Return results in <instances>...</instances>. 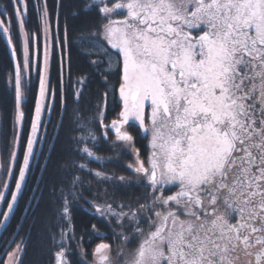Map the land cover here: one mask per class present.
I'll list each match as a JSON object with an SVG mask.
<instances>
[{
    "label": "snow or ice",
    "instance_id": "1",
    "mask_svg": "<svg viewBox=\"0 0 264 264\" xmlns=\"http://www.w3.org/2000/svg\"><path fill=\"white\" fill-rule=\"evenodd\" d=\"M10 4L11 12L7 5L0 9V39L11 63L5 92L13 101L0 227L7 226L20 200L21 219L32 216V223L6 258L0 257L3 264H24L32 228L43 219L34 213L45 200L49 264H264V0H82L73 15L95 10L98 21L79 37L91 71L75 78L67 20L63 37L53 34L47 0H34L39 28L29 33L27 0ZM93 77L104 88L97 90L95 111L85 116L81 103ZM110 96L120 110L105 123ZM133 126L136 135L128 130ZM61 130L70 133L63 163L52 156ZM101 139L118 159L131 157L125 168L134 180L88 167L111 159L94 150ZM138 139L147 141L146 155L136 147ZM72 169L146 193L125 201L105 192L89 200L80 190L82 177L67 178ZM81 199L119 241L114 250L104 242L108 233L92 224L89 240L97 236L101 242L91 260L73 221ZM36 239L45 242L42 235Z\"/></svg>",
    "mask_w": 264,
    "mask_h": 264
},
{
    "label": "trees",
    "instance_id": "2",
    "mask_svg": "<svg viewBox=\"0 0 264 264\" xmlns=\"http://www.w3.org/2000/svg\"><path fill=\"white\" fill-rule=\"evenodd\" d=\"M34 0H27L28 3V17L26 30L29 33L37 32L39 25L37 23L36 14L33 8ZM57 3L61 6L57 9ZM82 0H47V4L49 6V10L51 13V27L53 34L57 32L61 37H63V29L65 26V22L67 20V26L69 31V40L72 44V60H73V69H72V77L75 78L77 76H84L89 74L90 63L89 58L85 55L84 52L80 49V35L87 34V32L95 25L98 21V17L96 15L95 10L89 13H80L78 15H73V12L77 10V8L81 5ZM5 5L8 6L9 12H11V4L10 0H0V9H2ZM57 12L59 15L58 23H57ZM5 23H9L7 19H5ZM11 28L13 32V39H16V19L13 15L11 18ZM41 38L42 33H38V46L41 48ZM17 45H19V41H16ZM11 71V63L9 55L6 51L5 42L0 39V164L4 166V169L7 167L9 163V154L12 151L11 149V140H12V98L11 92H5V87L7 83V74ZM35 77V74H33ZM52 76L55 82L56 77V63L55 60L52 62ZM38 79V77H36ZM65 80H68L67 75L65 76ZM116 77H112L110 79V83H114ZM104 85L100 83L98 78L93 77L88 81L87 86L85 87V95L83 101L81 103V107L85 109L84 115H91L95 111V105L97 103V96L99 89L102 91ZM33 99L31 97L26 99V108L25 111L29 116V121L25 124V132L27 131V123L30 122L31 109H32ZM71 107V106H70ZM119 106H113L111 102V96L109 97L108 109H107V119L105 123L110 122L112 119L116 118L117 113L119 112ZM57 116L54 114L52 119L55 121ZM67 122V120H66ZM137 128H129V131L136 135ZM51 131V126L49 128ZM70 133H66L64 130H61L59 134V140L55 141L56 151L52 153L54 160H59L61 163L65 162L68 159V153L65 151L70 147L68 137ZM113 135L109 134V140L113 139ZM146 145L147 141L137 140L136 147L141 150V153L146 155ZM38 147V146H37ZM96 153L102 157H110V160L104 161H90L88 162V167L95 170H100L103 172H107L111 175L113 172L116 175H125L132 178V173L127 171L125 165L127 162L131 160L130 156H122L121 158H117V154L112 150L110 143H106L101 139L98 148L94 149ZM20 154L22 159V151L23 145L20 146ZM75 159L80 162L82 161L79 154H72ZM18 164L15 167L18 170ZM51 170V166H50ZM75 173L82 177L83 184L80 189L83 197L91 200L93 194L98 196V192H102V187L105 188V192L116 200L123 199L125 201L135 200L137 197H142L146 193V189L143 187H128V188H117L115 187L116 182L112 181L109 184L108 182H98L97 178L87 170L79 171L77 169H72L71 172L67 173V178L70 179L71 175ZM53 177H49L48 181L51 183ZM55 179H59V175L55 177ZM11 184L14 186V180H12ZM59 186V185H57ZM10 197V193H8ZM45 195L47 197V189L45 190ZM104 194L102 195V197ZM26 198V194H25ZM99 198V197H98ZM6 201H4V206H6ZM24 207V200H20L18 206L14 209L11 214L7 226L3 228L0 233V257H5L8 251H10L14 246V241H18L21 236H24L28 230L29 225L32 223V216H29L28 220H22V212ZM88 208V205L84 203V200H79L73 210V221L75 224V231L77 237L84 233V245L86 246V250L88 252L87 260H91L92 249L95 247V244L100 243L101 240L97 236H92L91 240H89L88 232L91 231V225L96 224L101 232H107V239L104 242L111 243L113 249L115 250L116 245L119 244V241H113L111 237V233L108 232L105 224L99 220L98 218L90 215L88 211L85 209ZM49 209L50 206L47 204V200L41 203V207L36 209L35 214H40L43 219L36 222L35 226L32 228V240L28 244L27 251L24 255V264H49L50 261V252L49 246L50 241L47 240V232L45 231V221L49 217ZM51 219L54 221L55 217L52 216ZM17 224L22 225L20 229H17ZM53 230L55 231V227L53 226ZM19 231V235L13 237V233ZM42 235L45 237L44 243L37 242V235ZM11 238V239H10ZM10 244L11 246L5 247ZM75 247V245H73ZM6 254L3 256L4 251ZM78 259V256H74V260ZM0 264H3V261L0 260Z\"/></svg>",
    "mask_w": 264,
    "mask_h": 264
},
{
    "label": "rangeland",
    "instance_id": "3",
    "mask_svg": "<svg viewBox=\"0 0 264 264\" xmlns=\"http://www.w3.org/2000/svg\"><path fill=\"white\" fill-rule=\"evenodd\" d=\"M43 43H44V41H43V35H42V38H41V48H40V51H41V53H42V50H43ZM129 124L130 125H134V122L133 121H129ZM130 128V127H129ZM129 128H128V130H129ZM131 128H133V129H135V128H137V126H133V127H131ZM137 130V129H136ZM112 135H113V137H114V130L113 131H111L110 132ZM114 139V138H113ZM38 147H39V145H37ZM7 168V167H6ZM6 168L4 169V171H0V185H2V183H3V180H4V176H5V171H6ZM132 179L134 180L135 179V176L132 174ZM12 182V180H10V183ZM112 182V181H111ZM109 184H111L110 182H108ZM6 192H7V190H5ZM105 195V188L104 187H102V192H98V197L100 198V199H102L103 197H102V195ZM7 208V204H6V206H4V201H0V209H6ZM10 216H11V214H10ZM0 218H2V213H0ZM10 218V217H9ZM8 221H9V219H8ZM8 223V222H7ZM3 228L4 227H0V233H1V231L3 230ZM15 247V246H14ZM13 247V248H14ZM12 248V249H13ZM12 249L10 250V251H12ZM5 255V254H4ZM3 255V256H4Z\"/></svg>",
    "mask_w": 264,
    "mask_h": 264
},
{
    "label": "water",
    "instance_id": "4",
    "mask_svg": "<svg viewBox=\"0 0 264 264\" xmlns=\"http://www.w3.org/2000/svg\"><path fill=\"white\" fill-rule=\"evenodd\" d=\"M6 251H7V250L4 251L3 255L6 254Z\"/></svg>",
    "mask_w": 264,
    "mask_h": 264
}]
</instances>
